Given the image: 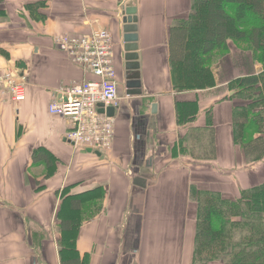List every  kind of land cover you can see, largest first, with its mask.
Masks as SVG:
<instances>
[{
  "label": "crops",
  "instance_id": "crops-1",
  "mask_svg": "<svg viewBox=\"0 0 264 264\" xmlns=\"http://www.w3.org/2000/svg\"><path fill=\"white\" fill-rule=\"evenodd\" d=\"M192 1L0 0V72L27 80L22 100L0 91V264H62L60 239L73 232L60 222L69 214L81 220L73 233L80 264H194L199 204L212 193L236 199L264 180V158L251 161L233 138V108L247 100L229 84L264 70L252 52L229 40L209 63L215 82H174L170 29L188 18ZM130 13L137 95L123 83ZM94 28L110 32L122 81L112 147L100 154L74 146L67 120L48 111L63 87L93 79L57 38ZM39 147L53 157L49 165L33 161ZM76 196L78 211L67 202Z\"/></svg>",
  "mask_w": 264,
  "mask_h": 264
},
{
  "label": "trees",
  "instance_id": "trees-1",
  "mask_svg": "<svg viewBox=\"0 0 264 264\" xmlns=\"http://www.w3.org/2000/svg\"><path fill=\"white\" fill-rule=\"evenodd\" d=\"M192 2L188 18L170 29L174 82H215L209 63L215 61V52L227 48L229 40L250 50L264 68V0ZM40 5L43 3L27 7L32 13ZM4 16L5 11L0 9V17ZM229 85L240 98L247 100L233 108L234 141L251 161H261L264 158V70L259 75L231 80ZM181 120L178 116V121ZM32 159L49 165L53 157L39 147L33 151ZM82 199L69 197L67 202L72 210L78 211ZM197 221L194 264L216 260L224 264H264V180L241 189L236 199H224L212 193L199 204ZM80 222L77 214L65 215L60 229L74 233ZM73 233L68 239L66 235L60 239L62 264H80L75 255Z\"/></svg>",
  "mask_w": 264,
  "mask_h": 264
},
{
  "label": "built area",
  "instance_id": "built-area-1",
  "mask_svg": "<svg viewBox=\"0 0 264 264\" xmlns=\"http://www.w3.org/2000/svg\"><path fill=\"white\" fill-rule=\"evenodd\" d=\"M57 47L70 61L89 72L93 79L63 87L60 97L49 104V114L65 118L69 129L65 137L77 147L107 152L114 137V121L98 111L116 107L119 102L114 66L113 42L110 32L94 28L87 33L57 38ZM27 80L11 70L0 72V91L14 101L25 97Z\"/></svg>",
  "mask_w": 264,
  "mask_h": 264
},
{
  "label": "water",
  "instance_id": "water-1",
  "mask_svg": "<svg viewBox=\"0 0 264 264\" xmlns=\"http://www.w3.org/2000/svg\"><path fill=\"white\" fill-rule=\"evenodd\" d=\"M136 21L137 17L134 13H130L123 18L124 22V75H123V83L125 86L126 94L128 95H137L141 94V80H140V72H139V63L137 62L138 54H137V35H136ZM152 110L155 111L156 104L153 103L151 105ZM98 111L100 113L106 112L107 116L113 117L115 114V108L113 106H108L105 110L103 108V104H98ZM88 151L92 152V148H88ZM96 154H100L98 151H94ZM141 185H144V180L138 178L137 180Z\"/></svg>",
  "mask_w": 264,
  "mask_h": 264
},
{
  "label": "flooded vegetation",
  "instance_id": "flooded-vegetation-1",
  "mask_svg": "<svg viewBox=\"0 0 264 264\" xmlns=\"http://www.w3.org/2000/svg\"><path fill=\"white\" fill-rule=\"evenodd\" d=\"M118 78H119V77H117V81L120 83V81H119L120 78H119V79H118Z\"/></svg>",
  "mask_w": 264,
  "mask_h": 264
},
{
  "label": "rangeland",
  "instance_id": "rangeland-1",
  "mask_svg": "<svg viewBox=\"0 0 264 264\" xmlns=\"http://www.w3.org/2000/svg\"><path fill=\"white\" fill-rule=\"evenodd\" d=\"M66 239H68V236H66Z\"/></svg>",
  "mask_w": 264,
  "mask_h": 264
}]
</instances>
